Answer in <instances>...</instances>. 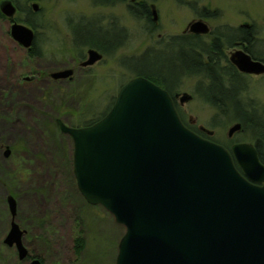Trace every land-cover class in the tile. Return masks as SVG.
I'll list each match as a JSON object with an SVG mask.
<instances>
[{"label": "rangeland", "instance_id": "1", "mask_svg": "<svg viewBox=\"0 0 264 264\" xmlns=\"http://www.w3.org/2000/svg\"><path fill=\"white\" fill-rule=\"evenodd\" d=\"M31 1L35 0H14L25 11L18 21L27 17ZM38 1L40 25L49 22L54 41L61 39L62 29L69 38L63 52L44 46L45 58L35 60L14 44L8 23H0V103L6 107L0 112V264H19L18 256L5 243L12 222L10 196L17 203L15 221L27 232L26 244L45 264H116L126 229L103 206L90 205L81 195L74 175L73 140L60 132L54 120L60 118L75 128L100 120L112 107L120 88L137 76L136 71L158 73L159 59L142 58L149 50H157V31L150 38L146 30L149 25L131 15L126 4ZM140 2L155 5L165 31L182 30L189 20L200 18L204 10L213 14L206 19L216 31L230 30L232 34L242 24L252 26L258 33V50L264 52V0H135L133 4ZM94 20L104 31L114 26L128 29V39L115 50L101 49L103 61L85 74L78 72L64 92L41 83L16 89V82L29 80L34 72L49 66L68 62L78 70L76 61L88 47L75 44V29L82 24L93 26ZM54 41L48 39L52 49ZM187 80L181 84V91L193 93L194 99L182 109L185 121L190 123L191 118L195 127L213 131L215 141L224 144L237 120L213 108L205 97L195 96L204 76H193L192 83ZM243 96L244 106L252 100L264 107V78L251 80ZM259 117L264 122V112ZM244 128L242 125L240 131L244 132L237 138L254 144L251 133ZM7 149L11 153L5 157ZM261 149L264 157V147ZM78 239L84 242L79 254L75 250Z\"/></svg>", "mask_w": 264, "mask_h": 264}, {"label": "water", "instance_id": "2", "mask_svg": "<svg viewBox=\"0 0 264 264\" xmlns=\"http://www.w3.org/2000/svg\"><path fill=\"white\" fill-rule=\"evenodd\" d=\"M39 7L33 3L35 11ZM151 9L156 21L155 5ZM0 10L9 19L17 15L12 0H0ZM192 30L209 33L204 21H194ZM11 36L30 49L34 31L13 23ZM230 55L241 72L264 74V64L243 51ZM102 58L90 50L82 66ZM190 99L184 94L181 102ZM58 124L73 140L81 195L126 229L116 264H264V163L253 144H236L232 155L201 137L183 124L169 93L144 76L124 84L111 110L92 125ZM241 129L237 123L228 135ZM9 207L12 222L5 243L16 246L24 259L28 252L12 196Z\"/></svg>", "mask_w": 264, "mask_h": 264}, {"label": "flooded vegetation", "instance_id": "3", "mask_svg": "<svg viewBox=\"0 0 264 264\" xmlns=\"http://www.w3.org/2000/svg\"><path fill=\"white\" fill-rule=\"evenodd\" d=\"M12 1L17 8V15L15 19L7 18L0 10V23H8L10 27V36L13 23L25 24L34 31V39L30 49H24L21 44L16 41H14V44H16L21 50H24V52H26L32 59L35 60L45 58L46 53L44 51V46L48 47L51 50L59 52H63L65 50L64 42L69 38V33L63 32V29L60 30L62 31L61 39L57 37L54 41L55 34L53 32V27L49 25V22L47 21L46 24L41 23L42 26L38 22L37 16L40 13L41 8H39L37 11H35L33 8V3H37V0L31 1L30 10L26 12V14L28 15L23 21H18V17L25 11L20 9L19 6L14 2V0ZM91 1L95 6H100L109 2L126 4V8L131 15L140 20H144L149 25L146 30L150 38L157 31V50H149L142 58H147L149 60L159 59L161 68L158 73H153L154 75H156L157 80V82H153L169 93L181 121L187 128L203 138L218 143L214 139L215 133L213 131V135L209 136L206 134L205 130H203L202 127H195L192 124L193 120L191 118L189 120L190 123H187L183 117L182 109L187 102H181L182 96L184 94H189L191 96V99L189 101L193 100L194 96L193 93L190 94L185 91H181V84L183 83L184 79H188L187 81H190L192 83L193 76H197L198 74H200V76H204L205 81L202 80L198 82L196 90L194 92L195 96L198 95L200 97L203 96L210 99V104L213 108H216L219 112L225 111L226 113H230L231 108L230 110H228L227 106L226 108L221 107V105L224 104L223 99L236 97L238 104L246 113L255 115L260 124L263 123V120L259 117V114L264 112V107L257 103V101L252 100H249V102H247L248 107H246L243 105L242 98L250 87L251 80L260 81L264 78V74L253 75L243 73L235 65H233L230 59V53L232 51L234 52L236 50H240L249 55L252 61H259L264 64V52L258 50V33L255 31L254 27L245 26L244 24H242L236 29L237 32L234 31L231 34V31L227 30L225 33H223V31H216V29L213 28L207 21L206 18L212 17L213 14H200V18L189 20L184 28L180 31H165L162 30L159 24L158 14L157 20H154L151 9L152 4L148 5L145 2L133 4L135 3V0ZM38 4L41 5L40 2ZM31 15H33V17ZM165 20H163L161 17V21L166 22ZM194 21H204L205 23H207L209 27V33H193L192 26ZM97 22L98 20H94L93 23L90 22L93 26H86V24H82V26H79L75 29V44L88 47L87 53L82 56L80 60L76 61L77 65L79 66L78 70H76V68L74 67H70V64L68 62H63L52 67L49 66L44 69H40L41 71L34 72L33 77H30L29 80H19L18 82H16L14 84V86L17 87L16 89L30 86L35 83H41L47 85L52 84L53 86L57 87V92H64L65 87H67L70 82L76 79V77L78 76V72L80 74H85V72L92 70L96 65L100 64L103 61L105 56L102 50H115L118 45L121 46L123 41L128 39V36L130 34L128 29H119L118 27L114 26L112 29L104 31V29L99 26ZM164 22L162 23L165 24ZM43 29H47L49 33L44 32ZM79 30L82 32L80 36L78 34ZM48 39L56 43L54 45H51L54 49L50 47ZM90 50L99 52L103 56V58L94 66L83 67L82 64L88 59V52ZM69 69L73 70L72 75L66 77L57 76V74H60L61 72ZM203 69H206L209 74H205L203 72ZM15 87H13L12 89H15ZM249 99L251 98L249 97ZM17 100L20 101V98ZM1 105L4 104L0 103V112L4 110L3 108H6ZM11 108L13 109V107ZM15 111L18 112V110ZM2 113H4V111ZM58 120H61L63 123L65 122L60 118H55L54 122L60 130ZM237 122L241 123L239 121ZM199 132L204 134L206 137L199 134ZM243 132L244 130L236 132L232 136H229L227 134V141L221 145L224 146L233 155L232 149L236 144L249 143L246 141H241L237 138L238 134H241ZM253 145L256 147L258 155L260 156L258 146L255 143ZM7 152L8 155H6ZM10 153L11 151L7 149L4 154L5 157H8ZM21 229L24 231L22 241L24 247L27 249V256L24 259H20L19 252L16 246L8 245L14 252V254L18 256V263L33 264L36 260H39L41 264H45L44 259L36 255L26 244L25 240L27 232L23 228Z\"/></svg>", "mask_w": 264, "mask_h": 264}, {"label": "trees", "instance_id": "4", "mask_svg": "<svg viewBox=\"0 0 264 264\" xmlns=\"http://www.w3.org/2000/svg\"><path fill=\"white\" fill-rule=\"evenodd\" d=\"M201 14H210L209 11H206L204 10ZM104 52V51H103ZM203 72L205 74H209L206 69H203ZM136 74L138 76H144L146 78H148L149 80L151 81H155L157 82L156 80V75H154L153 73L151 72H145V71H142V70H138L136 71ZM206 98V97H205ZM206 100L210 101V99L206 98ZM115 102V101H114ZM223 105H221L222 108H226V106L228 107V110H230L231 108V112L230 114L234 117V119H236L237 121L241 122L242 125L247 129L249 130V132L251 133V136L253 137V140L255 141V144L258 146V150H259V153H260V160L262 163H264V157L262 155V149L261 147H264V122L260 124V122L256 119L255 115H252V114H248L246 113L242 108L241 106L238 104L237 102V98L236 97H231V98H227V99H223ZM228 103V105H227ZM114 104V103H113ZM112 104V106H113ZM112 108V107H111ZM110 108V109H111ZM223 110V109H222ZM110 111V110H109ZM108 111V112H109ZM107 112V113H108ZM106 113V114H107ZM223 113L226 114L225 111H223ZM106 114H104L103 116H105ZM229 114V113H227ZM101 119V118H100ZM98 121V120H97ZM97 121H94V122H91V123H88V124H85V126H90L92 125L93 123L97 122ZM244 128V129H245ZM199 134L205 136L204 134L200 133ZM206 137V136H205ZM238 168V166H237ZM239 169V168H238ZM84 242L82 239H78L75 241V250L76 252L79 254L81 252V250L83 249L84 247Z\"/></svg>", "mask_w": 264, "mask_h": 264}]
</instances>
